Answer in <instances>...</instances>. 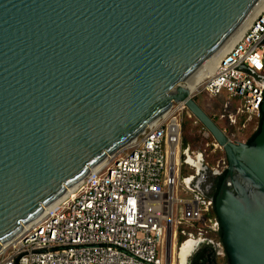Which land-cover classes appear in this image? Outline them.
<instances>
[{"label":"water","instance_id":"obj_1","mask_svg":"<svg viewBox=\"0 0 264 264\" xmlns=\"http://www.w3.org/2000/svg\"><path fill=\"white\" fill-rule=\"evenodd\" d=\"M260 1L0 0V244L183 103L227 161L213 208L228 264H264V100L247 144L183 85Z\"/></svg>","mask_w":264,"mask_h":264},{"label":"built area","instance_id":"obj_2","mask_svg":"<svg viewBox=\"0 0 264 264\" xmlns=\"http://www.w3.org/2000/svg\"><path fill=\"white\" fill-rule=\"evenodd\" d=\"M243 25L229 48L199 70L190 95L196 99L203 92L217 96L225 91L239 103L236 114L227 115L229 124L236 125L242 114L255 121L251 135L264 100V2ZM183 85L188 87V82ZM182 116L192 118L183 103L174 104L162 121L146 126L136 142L107 155L55 205L44 207L40 216L0 244V264H175L178 246L202 243L206 234L217 233L214 200L191 188L190 182L199 176V163L215 177L227 170V161L222 156L210 166L200 152L184 150L182 156ZM237 129L242 133L247 127L242 123ZM212 147L221 150L216 143ZM189 159L191 173L179 179ZM180 192L187 198H179ZM180 228L187 237L179 245Z\"/></svg>","mask_w":264,"mask_h":264},{"label":"rangeland","instance_id":"obj_3","mask_svg":"<svg viewBox=\"0 0 264 264\" xmlns=\"http://www.w3.org/2000/svg\"><path fill=\"white\" fill-rule=\"evenodd\" d=\"M195 101L220 129L226 130V135L229 137V139L237 142H246L247 138L250 136V129L255 125V121H247L246 117L242 114L238 115L236 125H230L227 120L228 114H236L237 107L239 106L237 100L230 99L227 93L225 91H222L217 96H212L206 92H203L197 96ZM221 115H224L223 119L220 118ZM181 118V140H186L188 142L192 152H195L194 155H197L198 152L202 153L203 157L206 159L207 163L210 166L215 163V160L219 159L222 156L225 157L222 150L218 149L214 151V148L212 147V144L215 143L214 140L193 116L191 119H188L186 116H182ZM242 123L246 125L247 130L241 133L237 129V127ZM186 152L187 151H181L182 156L184 153L186 154ZM184 167L180 171L179 179H182L186 175L191 173L190 168ZM181 184V186H183L182 181ZM177 196L181 199L187 198L181 192L178 193ZM190 232L192 234L196 233V231Z\"/></svg>","mask_w":264,"mask_h":264},{"label":"flooded vegetation","instance_id":"obj_4","mask_svg":"<svg viewBox=\"0 0 264 264\" xmlns=\"http://www.w3.org/2000/svg\"><path fill=\"white\" fill-rule=\"evenodd\" d=\"M200 175L203 177L202 182L198 184V188L204 194L209 195V193L212 191L213 180L215 177L211 175L209 168H206L203 172H200L199 176ZM197 178L190 182L191 188H195V182ZM178 249L179 246L177 247V250ZM175 264H180L176 253ZM184 264H228V257L223 244L216 243L211 238H207L204 239L203 243H197L196 246H193L191 252L186 257Z\"/></svg>","mask_w":264,"mask_h":264},{"label":"trees","instance_id":"obj_5","mask_svg":"<svg viewBox=\"0 0 264 264\" xmlns=\"http://www.w3.org/2000/svg\"><path fill=\"white\" fill-rule=\"evenodd\" d=\"M262 119H263V116L261 117V119L259 121L258 128L247 138V140H246V143L247 144H249L250 142H252L253 139L258 135V133L260 131V124H261ZM181 150L182 151H184V150L192 151L190 149L189 144H188V142L186 140H183V141L181 140ZM225 175H226V171L223 174H221L220 176H215V179L213 180L212 191L209 193V195H207L208 197H211L213 200L215 199V197H216V195L218 193L219 187H220V185H221V183H222ZM212 214H213L214 217H216L214 208L212 210ZM184 230L185 229H182V228L179 229L178 238H177V243L179 245L182 244L185 241L186 237H187L186 235L182 234V231H184ZM205 236L207 238H211L212 240H214L217 243L222 244V240H221V229H219V231L217 233H208Z\"/></svg>","mask_w":264,"mask_h":264},{"label":"bare ground","instance_id":"obj_6","mask_svg":"<svg viewBox=\"0 0 264 264\" xmlns=\"http://www.w3.org/2000/svg\"><path fill=\"white\" fill-rule=\"evenodd\" d=\"M263 2H264V0H261L258 3V6H260ZM256 10H257V6L253 9L252 14H254L256 12ZM243 24L239 28V30L232 36V38L225 44V46L221 50H226L227 48H229L230 44L234 42L235 37L239 33H241L243 31V29H244V25ZM197 80H199V71L188 81V87L187 88L189 89V91L192 92L193 87L196 85ZM188 162L189 163L191 162L190 159L188 160ZM186 182H188V181H186ZM69 189H71V188H69ZM58 201L59 200L55 201L54 203H52L49 206L55 205ZM194 245H195V243H193L192 241H187V242L183 243L182 246L179 247L178 250H175V253L178 256V259L180 260L179 263H181V264H184L185 263V259L189 255V253L191 252V250H192V248H193ZM170 251H171V248H170ZM168 253H169V248H168ZM167 258H168V254H167Z\"/></svg>","mask_w":264,"mask_h":264},{"label":"crops","instance_id":"obj_7","mask_svg":"<svg viewBox=\"0 0 264 264\" xmlns=\"http://www.w3.org/2000/svg\"><path fill=\"white\" fill-rule=\"evenodd\" d=\"M187 164L189 165L187 168H190V169H191V165H190V163L188 162Z\"/></svg>","mask_w":264,"mask_h":264}]
</instances>
